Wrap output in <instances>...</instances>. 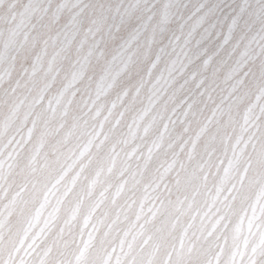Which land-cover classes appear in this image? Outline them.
<instances>
[{
	"label": "snow or ice",
	"instance_id": "snow-or-ice-1",
	"mask_svg": "<svg viewBox=\"0 0 264 264\" xmlns=\"http://www.w3.org/2000/svg\"><path fill=\"white\" fill-rule=\"evenodd\" d=\"M0 264H264V0H0Z\"/></svg>",
	"mask_w": 264,
	"mask_h": 264
}]
</instances>
